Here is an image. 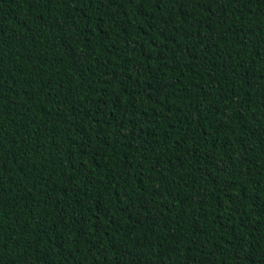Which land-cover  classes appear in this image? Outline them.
Segmentation results:
<instances>
[{"label": "trees", "instance_id": "obj_1", "mask_svg": "<svg viewBox=\"0 0 264 264\" xmlns=\"http://www.w3.org/2000/svg\"><path fill=\"white\" fill-rule=\"evenodd\" d=\"M0 264H264V0H0Z\"/></svg>", "mask_w": 264, "mask_h": 264}]
</instances>
